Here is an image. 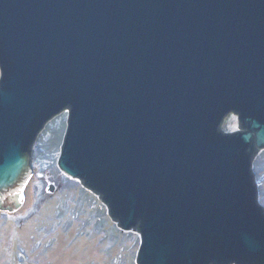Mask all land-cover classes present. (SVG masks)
<instances>
[{
  "label": "water",
  "instance_id": "95a60500",
  "mask_svg": "<svg viewBox=\"0 0 264 264\" xmlns=\"http://www.w3.org/2000/svg\"><path fill=\"white\" fill-rule=\"evenodd\" d=\"M0 72V209L68 112L58 167L136 264H264V0H0Z\"/></svg>",
  "mask_w": 264,
  "mask_h": 264
},
{
  "label": "rangeland",
  "instance_id": "374dc122",
  "mask_svg": "<svg viewBox=\"0 0 264 264\" xmlns=\"http://www.w3.org/2000/svg\"><path fill=\"white\" fill-rule=\"evenodd\" d=\"M67 125L63 112L38 137L28 204L22 211L0 209V264H136L140 234L120 230L100 199L58 167ZM238 129V117L229 114L222 131ZM258 174L264 207V151Z\"/></svg>",
  "mask_w": 264,
  "mask_h": 264
},
{
  "label": "trees",
  "instance_id": "16d2710c",
  "mask_svg": "<svg viewBox=\"0 0 264 264\" xmlns=\"http://www.w3.org/2000/svg\"><path fill=\"white\" fill-rule=\"evenodd\" d=\"M59 171V170H58ZM59 173H61L60 171H59Z\"/></svg>",
  "mask_w": 264,
  "mask_h": 264
}]
</instances>
